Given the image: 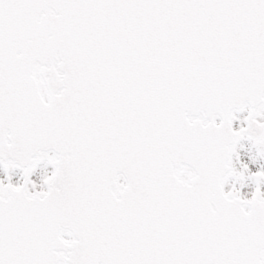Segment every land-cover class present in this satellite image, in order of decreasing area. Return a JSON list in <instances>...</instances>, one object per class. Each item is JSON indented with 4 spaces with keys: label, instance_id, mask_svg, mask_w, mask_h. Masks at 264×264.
Returning <instances> with one entry per match:
<instances>
[{
    "label": "snow or ice",
    "instance_id": "1",
    "mask_svg": "<svg viewBox=\"0 0 264 264\" xmlns=\"http://www.w3.org/2000/svg\"><path fill=\"white\" fill-rule=\"evenodd\" d=\"M257 117L264 0H0V264H264Z\"/></svg>",
    "mask_w": 264,
    "mask_h": 264
},
{
    "label": "rangeland",
    "instance_id": "2",
    "mask_svg": "<svg viewBox=\"0 0 264 264\" xmlns=\"http://www.w3.org/2000/svg\"><path fill=\"white\" fill-rule=\"evenodd\" d=\"M235 124L239 125V119L235 121ZM238 152L240 154L241 161L249 165L251 172L259 171L261 167H264V163H263L264 156L260 155L261 149L259 147H254V146L252 147L249 144H247V142H243L238 147ZM254 157H255V162H253ZM237 167H239V165H237ZM37 182L40 183L41 179ZM234 185L241 192L242 196L246 198L251 197L252 193L250 192V190L253 189L255 191L256 188L255 181L250 176L241 182H238L234 179L230 180L225 185V190L231 191Z\"/></svg>",
    "mask_w": 264,
    "mask_h": 264
},
{
    "label": "bare ground",
    "instance_id": "3",
    "mask_svg": "<svg viewBox=\"0 0 264 264\" xmlns=\"http://www.w3.org/2000/svg\"><path fill=\"white\" fill-rule=\"evenodd\" d=\"M245 116H246L245 114H242L240 117H238L239 122L241 123V126L244 124ZM260 119L262 121H264V117H261ZM242 122H243V124H242ZM43 172L44 173H50L49 166H46L42 170L38 171L37 174L33 176V179L39 181L41 179L40 173H43ZM1 174L4 175V173H1ZM7 175H4V176L7 178ZM20 175H21L20 172L19 171H16V170L12 173L13 178H15L14 183H19L20 182ZM250 192L253 194V189H251Z\"/></svg>",
    "mask_w": 264,
    "mask_h": 264
},
{
    "label": "water",
    "instance_id": "4",
    "mask_svg": "<svg viewBox=\"0 0 264 264\" xmlns=\"http://www.w3.org/2000/svg\"><path fill=\"white\" fill-rule=\"evenodd\" d=\"M240 113V112H239ZM245 127H247V122H246V126ZM247 138V137H246ZM252 141V140H251Z\"/></svg>",
    "mask_w": 264,
    "mask_h": 264
}]
</instances>
